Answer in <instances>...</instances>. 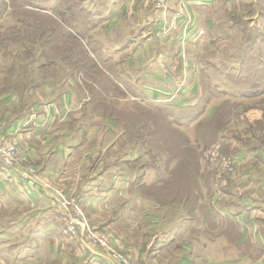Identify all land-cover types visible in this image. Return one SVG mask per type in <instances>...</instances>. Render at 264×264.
I'll use <instances>...</instances> for the list:
<instances>
[{
	"label": "crops",
	"instance_id": "crops-1",
	"mask_svg": "<svg viewBox=\"0 0 264 264\" xmlns=\"http://www.w3.org/2000/svg\"><path fill=\"white\" fill-rule=\"evenodd\" d=\"M186 1L182 16L137 18L143 24L140 35L127 32L123 25L125 19L140 16L134 10L136 0H76L63 5L64 0L60 5L81 8L92 16L90 20L99 21L92 33L97 30L105 41L120 76L135 82L146 95L159 98L178 83L173 82L177 79L173 75L180 72L188 78L182 97L200 87L191 71L188 48L193 37H202V24L208 27L213 18L202 16L206 0ZM177 21L187 24L185 34L168 26ZM176 41L179 48L172 49ZM34 89L22 96L14 82L0 87V133L8 136L20 128L32 129L29 157L37 176L27 183L0 179V200L11 210L26 206L32 214L58 219L60 214L51 205L48 192L54 188L75 196L93 227L116 233L124 252L132 258L130 264H264V146L240 149V155L256 156L257 167L246 171L252 165L239 163L236 181L222 183L219 193L213 181L195 179L190 194L176 192L169 196L171 203L163 205L155 202L156 194L143 190L158 187L166 176L150 167L141 173L129 167L134 157L127 154L131 152L127 146L120 140L111 145L116 134L94 127L95 120L102 122L88 108L91 97L78 95L80 92L68 83L60 89H48L42 97H36ZM109 147L125 155L121 164L104 169L105 156L89 169L90 159L108 153ZM120 169L125 172H118ZM56 219L54 226L28 223L27 242L17 245L18 249L25 253V249L35 248L32 258L39 264H117L105 257L92 259L81 251L76 238L60 234L62 224ZM17 243L20 241L12 244Z\"/></svg>",
	"mask_w": 264,
	"mask_h": 264
},
{
	"label": "rangeland",
	"instance_id": "rangeland-1",
	"mask_svg": "<svg viewBox=\"0 0 264 264\" xmlns=\"http://www.w3.org/2000/svg\"><path fill=\"white\" fill-rule=\"evenodd\" d=\"M10 1L13 2L0 0L1 4L5 2L8 5L6 8H1L0 5V87L14 82L20 95L23 96L35 87L38 95L33 96L42 97L47 94L48 89H60L68 83L80 92L78 95L82 94L88 99L92 96L87 83L94 85L97 92L95 101L99 103L93 99L94 102L91 107L88 105V108L97 116L95 119L101 117L103 125L95 120L94 127L106 131L111 129L112 133L116 134L111 145H114L115 140H120L123 146H127V150L131 151L127 154L134 157L129 165L131 169L137 168V173H141V169L150 167L159 173L161 171L162 177L166 176L158 187L143 190L144 193L156 194V203L170 204L169 196L178 191L188 194V183L195 180V177L213 181L215 172L207 167L202 153L215 143L220 144L223 154L238 155L241 158V166L252 165L246 168V171L257 167L256 156H247V153L240 155L239 152L240 149H250L249 147L254 145L264 146V0H206L208 4L213 2L211 5L202 2V16L211 15L213 21L208 27L202 24V37H193V43L188 48L191 53L187 56L191 58V71L195 73L194 79L199 81L200 87L189 96L182 97L187 91L183 86L188 78L185 72H180L181 74L177 73L178 76L173 75L177 78L173 82L179 80L178 83L172 89L159 94V98L156 95H146L135 82L120 76L116 61L106 52L105 41L101 36L99 38L97 30L95 36L92 33L99 26V21L90 20L92 16L88 17L87 12L80 13L78 7L69 8L66 14L64 10L60 16L74 15L72 24L64 25L63 18L55 17L57 9L64 8L60 5L64 0H15L14 5L10 4ZM26 1L30 6L39 5L42 8L23 7ZM71 1L76 2L65 0L63 5ZM136 1L134 10L140 13V16L135 14L133 18L125 19L123 25L127 32L134 34L137 31V35H140L139 27L143 25L141 19L137 18L149 15L155 18L156 15L166 14L164 17L168 18L170 15L182 16L187 6L186 0H165L167 9L164 11L158 3L159 0ZM28 8L38 10L40 14L29 12ZM176 23L168 26L176 27L181 35L185 34L187 24H183V21ZM130 25L134 27L131 29ZM67 28L68 31L71 29L75 34L78 31L84 36L74 35L79 38L76 39L70 34H65ZM85 36L91 37L90 42ZM177 43L176 41L173 44L172 49L179 48ZM88 46L109 59L103 65L108 72L119 78V87H111L101 73L96 77L97 70L89 64L93 58L84 56L81 52L83 47ZM151 48L154 46L151 45ZM172 52L175 53V50ZM96 59L98 67L102 68V64H99L102 58ZM111 63L113 65H108ZM180 66L182 69L184 65L181 63ZM87 76H95L97 79ZM204 99V108L202 113H199ZM31 131L32 129H25L26 136L20 137L28 146ZM130 136L135 138L131 139ZM185 142L191 149L184 148ZM118 150L109 147L108 153L94 156L90 159L89 169L95 167L105 156H108V159L102 168L116 167L125 158ZM191 152L197 161L196 172L194 169L188 173L182 166L178 168L180 164L177 159H170V156L178 157V154L186 157ZM138 154V158L135 157ZM33 167L35 169V166ZM118 172L125 171L120 169ZM237 177L238 168L233 177L225 178V184L229 179L236 181ZM56 190L49 189L50 198ZM68 195L75 199L71 193ZM31 199L33 200L32 197ZM75 201L82 211L85 229L104 233L106 242L104 245L89 244L81 234L76 237L66 235L62 229L60 234L70 239L76 238L77 247L92 259L105 257L107 262L130 264L132 258L130 259L121 247L122 239L112 231L93 227L79 202L76 199ZM11 209L5 200H0V264H39L37 259L32 258L35 248L29 247L22 253V248L19 250L17 245L27 242L29 232L25 227H28V223L31 225L47 222L54 226L53 219L56 218L32 214V209L26 206H15L14 211ZM67 214L73 215L72 206L68 207ZM57 218L54 221L62 224L63 228L62 217ZM21 226H24L23 230ZM17 240L20 243L12 244ZM110 250H116L123 255L126 263L112 259L109 256Z\"/></svg>",
	"mask_w": 264,
	"mask_h": 264
},
{
	"label": "built area",
	"instance_id": "built-area-1",
	"mask_svg": "<svg viewBox=\"0 0 264 264\" xmlns=\"http://www.w3.org/2000/svg\"><path fill=\"white\" fill-rule=\"evenodd\" d=\"M165 0H159L158 3L166 11L164 4ZM22 128L17 129L8 136L0 135V179L8 183L16 181L29 182L37 179L35 176V169L30 163L29 147L26 142L21 141L20 137L25 136ZM204 159L214 173L213 184L215 192H220V185L225 183L226 177H233L236 173L239 159L238 155H226L220 150V144L215 143L209 146L202 153ZM222 186V185H221ZM51 205L56 208L62 217L64 234H69L76 237L81 234L87 239L89 244L97 243L104 245L106 235L101 232L91 231L89 228L85 229L84 218L82 211L76 204L74 198L65 197L61 192L55 191L50 200ZM73 207V215L67 214L68 207ZM75 218H74V217ZM109 256L122 263H126V258L118 253L116 250L109 251Z\"/></svg>",
	"mask_w": 264,
	"mask_h": 264
},
{
	"label": "trees",
	"instance_id": "trees-1",
	"mask_svg": "<svg viewBox=\"0 0 264 264\" xmlns=\"http://www.w3.org/2000/svg\"><path fill=\"white\" fill-rule=\"evenodd\" d=\"M2 1V0H1ZM13 2H11L10 1V4H13L14 5V2H15V0H12ZM3 3V2H2ZM0 5H1V8H6L8 5L4 2L3 4H1L0 3ZM3 5L5 6V7H3ZM24 6L23 7H27V6H29V7H38V8H42V7H40L39 5L37 6V5H32V6H30L28 3H27V1L23 4ZM11 6V5H10ZM69 8H71V7H69ZM69 8H66V7H64L63 9H61V10H58L57 9V15L55 16V17H57V18H63L64 19V25H67L68 23H70V24H72V20H73V17H74V15H72L71 17H62V16H60L61 15V12H63L64 10H65V14H66V12H67V10H69ZM29 10H27V11H29V12H32V13H37V14H40V13H38L37 11L38 10H35V9H31V8H28ZM79 12L80 13H83V14H85V11L83 10V9H81V8H79ZM41 16H46V15H42L41 14ZM41 28V27H40ZM70 32V33H69ZM65 34H70L71 36H73L74 38H76V39H79L77 36H84L82 33H80V32H78L77 31V34H75V33H73L72 32V30L70 29V31H68V28H67V31H65ZM74 35H77V36H74ZM86 37V36H85ZM90 36H87L86 37V39L90 42ZM88 42V44H90ZM81 52H82V54L84 55V56H89L90 58H93L92 60V62L91 63H89L90 64V66L93 68V69H95V70H97L96 71V77H97V75H99L100 73L102 74V77H103V79H106V82L107 83H109L110 85H111V87L113 86V87H116V86H118L119 85V78H117V76H114V75H112V73H110V72H108L106 69H105V66L103 65V64H106V62H108V58L107 57H104L103 55H102V53H100V52H98L95 48H91L90 46H88L87 48H82L81 49ZM96 57L98 58V60H100L101 58V63H99V64H102V68H99L98 67V65H97V63H96V61H97V59H96ZM108 65H113L112 63L111 64H108ZM87 77H89V78H91V79H95L96 77L95 76H87ZM97 79V78H96ZM104 83V82H103ZM87 87L90 89V92H91V96H92V98H91V103H93L94 101H95V95L97 94V92L94 90V85H92V84H90L89 82L87 83ZM119 87V86H118ZM105 96V95H104ZM93 99H94V101H93ZM95 102H97V101H95ZM205 102H206V99H204L203 101H202V108L200 109V112L199 113H202V110H203V108H204V104H205ZM97 103H99V102H97ZM130 138L131 139H134L135 137L134 136H130ZM187 142H185L184 143V148H189V149H191V147H189L187 144H186ZM176 149V151L177 152H179V150L177 149V148H175ZM180 153V152H179ZM178 157H176L175 155H173L172 157L170 156V159H177L178 160V162H179V164L180 165H178V168H179V166H182V168H184V170H186L188 173H189V171L190 170H194L195 169V172L197 171V161H196V158H195V155L191 152L189 155H187L186 157H185V155H182V154H178L177 155ZM188 157H189V159H188ZM177 168V167H176ZM197 177H195V179H196ZM188 186H189V190H190V192H188V194H190L192 191V189L193 188H195V180H192L191 182H189L188 183ZM177 193H180V192H177ZM180 194H182V193H180Z\"/></svg>",
	"mask_w": 264,
	"mask_h": 264
}]
</instances>
